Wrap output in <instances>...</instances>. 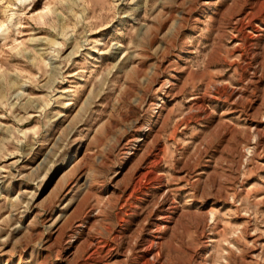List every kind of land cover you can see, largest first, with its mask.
<instances>
[{
	"label": "rangeland",
	"instance_id": "374dc122",
	"mask_svg": "<svg viewBox=\"0 0 264 264\" xmlns=\"http://www.w3.org/2000/svg\"><path fill=\"white\" fill-rule=\"evenodd\" d=\"M0 264H264V0H0Z\"/></svg>",
	"mask_w": 264,
	"mask_h": 264
}]
</instances>
